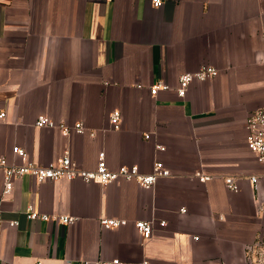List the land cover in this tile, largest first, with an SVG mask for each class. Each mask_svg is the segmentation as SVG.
Wrapping results in <instances>:
<instances>
[{"label":"crops","instance_id":"0c3cea01","mask_svg":"<svg viewBox=\"0 0 264 264\" xmlns=\"http://www.w3.org/2000/svg\"><path fill=\"white\" fill-rule=\"evenodd\" d=\"M203 64L219 74L179 96V75ZM160 81L171 89L152 95ZM262 106L264 0H0V157L16 161L18 145L45 165L69 151L94 169L104 150L114 169L147 173L159 160L171 172L151 189L25 175L5 194L0 171V264H251L264 242V158L247 146L246 120ZM40 114L86 131L38 127ZM137 220L155 222L151 237Z\"/></svg>","mask_w":264,"mask_h":264},{"label":"built area","instance_id":"2783aa9c","mask_svg":"<svg viewBox=\"0 0 264 264\" xmlns=\"http://www.w3.org/2000/svg\"><path fill=\"white\" fill-rule=\"evenodd\" d=\"M155 6H160L163 0H153ZM219 69L211 64H203L199 70L194 72H183L179 75L178 86L176 88L177 94L181 97H185L193 82H203L210 78H214L219 74ZM171 87L168 83L160 81L150 87L152 95H157L161 90H170ZM5 112H0V117H4ZM122 112L119 109H115L110 113V124L112 129L118 130L121 128ZM38 127H54L59 126L64 132L71 133H84L86 127L83 122H76L73 125L68 124H56L52 118L46 114H40L36 120ZM246 128L247 134V146L250 150L257 153L261 158H264V106L259 107L247 117ZM146 138L150 137V134L145 135ZM13 154L16 156V161L9 162L6 157H0V171L4 176V193H10L14 189L15 180L22 176L29 175L37 181L47 180H73L81 179L87 183H100L108 184L114 181L126 180L136 181L140 186L146 189H151L155 186L160 178L170 176V169L162 161H155L150 172L144 173L140 170L138 165H123L120 168H111L106 160V152L102 150L99 154L98 164L94 169H86L81 167L70 155L69 151H66L64 156L57 162L49 164H40L32 160L29 157L27 150L21 146H14L12 148ZM197 178L202 181H208L212 178L210 174L203 172H197ZM251 182L255 187L258 185L259 177L251 176ZM226 185L230 190L236 191L238 185L236 178L227 177L225 179ZM31 209V208H30ZM29 218H43L46 220H52L53 218L46 214L34 212L29 210ZM64 224L74 223L77 218L74 216H61L59 218ZM126 219L120 218H102L101 223L104 228H114L127 224ZM17 221H12L11 224H17ZM166 225L165 221H160L159 226ZM135 226L143 238H149L152 236L155 230V222L153 220H137ZM259 254V256H257ZM250 263L264 264V242L258 243L252 248L250 254ZM36 264H42L38 261ZM90 264V263H83ZM94 264H121V260L115 258L113 260H99ZM136 264H150L147 259L141 260Z\"/></svg>","mask_w":264,"mask_h":264},{"label":"rangeland","instance_id":"374dc122","mask_svg":"<svg viewBox=\"0 0 264 264\" xmlns=\"http://www.w3.org/2000/svg\"><path fill=\"white\" fill-rule=\"evenodd\" d=\"M257 256H259V254H257ZM254 264H261V263L257 262V263H254Z\"/></svg>","mask_w":264,"mask_h":264}]
</instances>
